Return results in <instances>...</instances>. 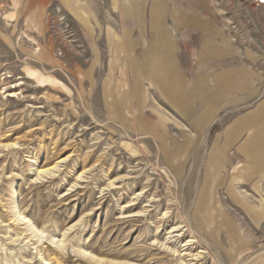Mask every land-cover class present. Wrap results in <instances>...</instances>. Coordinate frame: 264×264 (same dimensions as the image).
<instances>
[{
	"label": "rangeland",
	"instance_id": "obj_1",
	"mask_svg": "<svg viewBox=\"0 0 264 264\" xmlns=\"http://www.w3.org/2000/svg\"><path fill=\"white\" fill-rule=\"evenodd\" d=\"M157 2L0 0V264H216L206 243L184 250L182 208L197 222L202 188L218 264H264V38L228 28L230 50L251 52L249 98L192 89L186 52L183 83L164 85L148 26L164 19Z\"/></svg>",
	"mask_w": 264,
	"mask_h": 264
},
{
	"label": "crops",
	"instance_id": "obj_2",
	"mask_svg": "<svg viewBox=\"0 0 264 264\" xmlns=\"http://www.w3.org/2000/svg\"><path fill=\"white\" fill-rule=\"evenodd\" d=\"M240 1L239 7L243 8V13L233 10L235 14L230 18L225 14L230 8L218 5L215 0H158L152 10L164 12V19H151L148 24L149 27L159 29L153 49L157 60L153 65V72H157L158 81L172 86L183 83L186 67L179 61L184 58L183 52H186L188 59L192 61V71L189 73L192 77L189 82L194 87L192 89L208 91L209 85L216 82L219 90L239 93L243 99L249 98L255 87L256 76L251 64L246 62L250 60L251 52L238 56L230 50L228 28L233 23L236 24L249 34L253 44H259L264 38V2ZM140 75H146V71H142ZM138 89L131 95L136 107L146 100V94ZM166 93L174 99L172 90ZM183 95L186 97L187 93ZM119 110L121 120L128 123L129 119L123 115L121 107ZM210 113V108L203 111L202 119L198 122L200 130L205 126ZM152 137L158 140L165 156L177 158L162 137ZM218 155L221 157L224 153H210L206 171L210 167L214 168L216 160L213 159ZM234 178L252 180L254 177H247L236 171Z\"/></svg>",
	"mask_w": 264,
	"mask_h": 264
},
{
	"label": "bare ground",
	"instance_id": "obj_3",
	"mask_svg": "<svg viewBox=\"0 0 264 264\" xmlns=\"http://www.w3.org/2000/svg\"><path fill=\"white\" fill-rule=\"evenodd\" d=\"M45 172H48V169L40 171V173H45ZM205 193H206L205 188L200 189L199 193H198L199 196H198L197 200L194 201V204H193L192 209L194 211V215H195L197 222H193L192 215H191L189 210H187V209L185 210L184 208H182V212H183L182 217H183L184 226H180V227L181 228L187 227V230H189V232L192 234V238H193V239L189 240V243L187 242L188 243V244H186L187 248H185L184 250H189L190 247L195 243H200V242L206 243L207 249H209L211 251L213 259H215L217 261L216 264H218V263H220V259H221L218 251L216 249H213L210 246V242L202 233L203 232L202 230L206 229L204 227H207V218L210 217V214L208 213V210L206 208ZM12 194L13 195L18 194V188L17 187L12 188ZM250 204H251L250 202L246 203V206L249 208H252L253 206H251ZM254 210L256 211L255 208H254ZM173 229H176V228H173ZM230 230L228 229L227 231L230 232ZM209 233H210V231H209ZM189 255H190L189 253L181 254L180 252L178 254V256L182 257L184 260ZM186 264H191V263L189 261H187Z\"/></svg>",
	"mask_w": 264,
	"mask_h": 264
},
{
	"label": "built area",
	"instance_id": "obj_4",
	"mask_svg": "<svg viewBox=\"0 0 264 264\" xmlns=\"http://www.w3.org/2000/svg\"><path fill=\"white\" fill-rule=\"evenodd\" d=\"M260 2H264V0H260Z\"/></svg>",
	"mask_w": 264,
	"mask_h": 264
}]
</instances>
